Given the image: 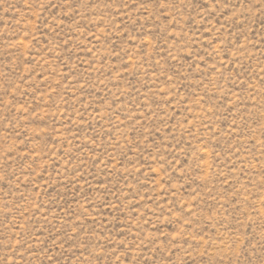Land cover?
<instances>
[{
  "label": "rangeland",
  "instance_id": "1",
  "mask_svg": "<svg viewBox=\"0 0 264 264\" xmlns=\"http://www.w3.org/2000/svg\"><path fill=\"white\" fill-rule=\"evenodd\" d=\"M0 264H264V0H0Z\"/></svg>",
  "mask_w": 264,
  "mask_h": 264
}]
</instances>
